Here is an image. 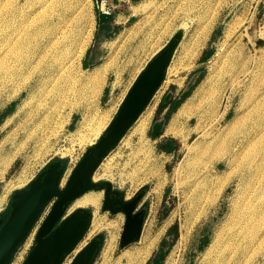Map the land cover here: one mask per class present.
Instances as JSON below:
<instances>
[{
	"label": "rangeland",
	"instance_id": "rangeland-1",
	"mask_svg": "<svg viewBox=\"0 0 264 264\" xmlns=\"http://www.w3.org/2000/svg\"><path fill=\"white\" fill-rule=\"evenodd\" d=\"M39 1L0 0V215L44 168L80 163L165 54L158 93L95 172L87 194L98 202L77 207L84 194L66 206L61 221L80 216L85 228L60 264L86 250L87 264H211L232 229L240 239L229 264H264V0H70L84 54L31 68L9 44L33 20L42 25L41 5L53 0ZM105 17L111 33L101 42ZM207 76L174 126L178 137L168 134ZM167 96L181 101L177 110L163 105ZM155 121L176 152L156 149Z\"/></svg>",
	"mask_w": 264,
	"mask_h": 264
},
{
	"label": "water",
	"instance_id": "water-1",
	"mask_svg": "<svg viewBox=\"0 0 264 264\" xmlns=\"http://www.w3.org/2000/svg\"><path fill=\"white\" fill-rule=\"evenodd\" d=\"M167 63V56L162 54L147 66L122 103L107 133L78 163L63 190L58 188L62 176L53 168L54 164L51 165V171L35 181L37 183L43 179L42 183H34L28 190L14 196L11 212L0 232V264H10L18 246L52 199H56L55 203L37 235L34 249L24 264H60L63 254L73 249L76 238L81 237L84 232L85 224L80 216L61 221L66 206L95 186L90 183L92 176L158 91ZM86 251L74 264H87Z\"/></svg>",
	"mask_w": 264,
	"mask_h": 264
},
{
	"label": "bare ground",
	"instance_id": "bare-ground-1",
	"mask_svg": "<svg viewBox=\"0 0 264 264\" xmlns=\"http://www.w3.org/2000/svg\"><path fill=\"white\" fill-rule=\"evenodd\" d=\"M44 1L45 0H40L38 2V6L40 4H43ZM51 2H48L46 4L41 5V9H43L42 11L44 13H42L43 14V17H40L39 16L40 17L39 20H40V23H42V25L39 26L38 23L37 24L35 23L36 20L35 21L33 20V22L31 23V25L25 29V33L23 34L24 35V38L21 37V36H23L22 34H21V36H19L20 34L19 35H16V38L14 40H12V42L9 44L10 47H12V45H13V48H15L16 50H18L20 52H26V56H28V57L25 59L24 66H27V67H31L32 68V67H35L38 64H41L46 59L50 58L53 61V66L54 67L56 66L57 68H63L64 65H65V61L68 58L67 57L68 55L69 56L70 55H72V56L75 55V57L76 56L80 57V56H82L84 54V47L82 46V41L80 39L76 38V37L73 38L74 37L73 34H74V32H75V30L77 28V26H74L73 25V24H75L74 21L76 20V16H77V15L76 16L74 15L75 14V11L77 9V6L75 7L70 0H53V3H51ZM52 4L55 5L54 6L55 8H53L51 10V5ZM6 11H7V9H6ZM38 14H39V12H38ZM10 26H11V23L10 24L7 23V24H5V25L2 26L1 31H2V34L3 35H6V34H8V32H10V30H9L10 29ZM78 29H79V26H78ZM39 38H41V39L39 40ZM25 42H28V44L30 43L31 45H25ZM75 65L76 64H74V66ZM42 73L43 72H41V74ZM95 77L97 78V75H95ZM79 80L81 81L82 78H79L78 81ZM207 83H209L208 76L205 77V79L202 82H200L197 85V87L194 89V91H193L194 92L193 93V98L190 99L191 98V96H190L184 102V104L178 110V112L175 114L174 118L171 121V125L167 129V133L168 134H170L172 136H175V137H178L176 135V133L174 132V126L177 124L178 119H179V116L181 115V113L183 111V108L191 100H193L196 96H198L199 93H201V91H203V89L206 87ZM29 89H31V87H27L25 89V91L26 90L29 91ZM27 99H29V96L28 95H27ZM26 101L27 100H24L23 103L26 104ZM247 135H249V134H247ZM93 145H94V148H95L96 145H97V143H94ZM193 145H194V143H193ZM97 202H98V199L96 197H94V196H87V197H85L84 200L79 201L77 203L78 205L76 204V206L81 208V207H84L86 205L88 206V204H90V205H92V204L96 205ZM241 219H243V218H241ZM241 224L242 223L240 222V225ZM236 231L237 230L232 229L231 230V233L230 234H227L228 235V240L226 238V240H227L226 241V244H224L222 246V248H220V250L218 251V253L214 257V259L212 260V263L211 264H229L230 263L231 258H232L231 248L235 247L236 243H238L239 242V239H240V238H238L239 235H238V233ZM242 234H244V233H242ZM223 239L225 240V238H223ZM243 251H244V249H243ZM142 253L144 255H146L147 254V251L142 252ZM142 253L141 254L139 253V255L141 256ZM241 253L240 254L237 253L236 256L237 255H243ZM236 256H234V257H236ZM123 258H125L126 260L129 261V259L131 258V255L130 254H125V255H123ZM235 262H236V260H235Z\"/></svg>",
	"mask_w": 264,
	"mask_h": 264
},
{
	"label": "crops",
	"instance_id": "crops-1",
	"mask_svg": "<svg viewBox=\"0 0 264 264\" xmlns=\"http://www.w3.org/2000/svg\"><path fill=\"white\" fill-rule=\"evenodd\" d=\"M131 1L132 2H138L141 0H131ZM130 20H131V18H130ZM106 21H107V18L105 17L104 20L100 21V23L98 24V28H97V36L101 42L105 41L111 33L109 23H107ZM114 23H115V26L113 29L118 30L120 27L119 24L117 22H114ZM149 134H150L151 138L154 139L157 150H159L160 145H165V144L167 145L170 143V140L166 139V136L164 135L163 131L162 130L158 131V122L157 121H155L151 124V126L149 128ZM77 165L78 164H73L71 162H67V163L66 162H58L55 164V166L53 168L57 169L61 173V176L64 177V176H68L69 173H72ZM51 170H52L51 166L44 168V170H42L40 172L39 176H37L36 180L39 179L40 177H42L43 175L45 176L47 174V172L51 171ZM94 175H95V173H94ZM94 175L91 178V181H90L91 184H92ZM60 187H61V185L59 186V189H60ZM25 190H28V188H26ZM85 195L86 196H84L80 201L84 200L85 197H87V196H92V195H88L87 193H85ZM11 205H12V201L8 205V207L4 208V210H3L4 215L3 216L0 215V232L2 230L3 224L5 223V221L7 220L8 216L11 212ZM89 205L90 204H88V206ZM86 206H84V207H86ZM81 208H83V207H81Z\"/></svg>",
	"mask_w": 264,
	"mask_h": 264
},
{
	"label": "built area",
	"instance_id": "built-area-1",
	"mask_svg": "<svg viewBox=\"0 0 264 264\" xmlns=\"http://www.w3.org/2000/svg\"><path fill=\"white\" fill-rule=\"evenodd\" d=\"M157 93H158V91L154 94L151 101L154 99V97ZM151 101L148 103V105L151 103ZM52 206H53V204H48L43 209L41 215L39 216V218L35 222L34 226L30 230L27 237L18 246L17 250L15 251V253L13 255V258H12L10 264H24L26 262L27 258L29 257L30 253L32 252V250L34 249V247L36 245L37 235H38L41 227L45 223L47 217L49 216L51 209H52Z\"/></svg>",
	"mask_w": 264,
	"mask_h": 264
},
{
	"label": "trees",
	"instance_id": "trees-1",
	"mask_svg": "<svg viewBox=\"0 0 264 264\" xmlns=\"http://www.w3.org/2000/svg\"><path fill=\"white\" fill-rule=\"evenodd\" d=\"M85 67H87V66L85 65ZM180 104H181L180 100L174 102V100L172 99L171 96H167L163 100V105H165L168 108L170 107V112H173V111L177 110L179 108ZM159 151L165 152L167 154H170V153L176 152V147H175V144L173 143V141L171 140L170 143L167 144V145L166 144L165 145H160L159 146Z\"/></svg>",
	"mask_w": 264,
	"mask_h": 264
}]
</instances>
